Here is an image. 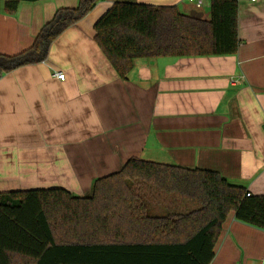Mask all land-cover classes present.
I'll list each match as a JSON object with an SVG mask.
<instances>
[{
    "label": "crops",
    "instance_id": "0c3cea01",
    "mask_svg": "<svg viewBox=\"0 0 264 264\" xmlns=\"http://www.w3.org/2000/svg\"><path fill=\"white\" fill-rule=\"evenodd\" d=\"M78 2H24L9 16L0 0V55L30 49L57 10ZM116 2L210 19V0L201 10L190 0H99L46 61L1 76L0 192L62 188L85 197L97 179L138 158L216 171L264 196V0L238 3L235 56L141 59L126 80L94 40L96 23ZM145 195L151 215L193 209L190 200L150 188ZM211 264H264V230L230 215Z\"/></svg>",
    "mask_w": 264,
    "mask_h": 264
},
{
    "label": "trees",
    "instance_id": "16d2710c",
    "mask_svg": "<svg viewBox=\"0 0 264 264\" xmlns=\"http://www.w3.org/2000/svg\"><path fill=\"white\" fill-rule=\"evenodd\" d=\"M4 0L15 15L24 2ZM99 0L57 10L32 47L0 55V77L48 59L52 44ZM210 19L176 6L116 2L95 25V42L121 79L135 62L163 57L235 56L239 4L210 0ZM193 203L190 211L151 215L145 190ZM220 173L130 159L81 197L62 188L0 192V264H211L230 215L264 230V196H248Z\"/></svg>",
    "mask_w": 264,
    "mask_h": 264
},
{
    "label": "built area",
    "instance_id": "2783aa9c",
    "mask_svg": "<svg viewBox=\"0 0 264 264\" xmlns=\"http://www.w3.org/2000/svg\"><path fill=\"white\" fill-rule=\"evenodd\" d=\"M190 1L193 2L196 5V7L200 10L204 8L206 3V0H190ZM235 1L239 3L241 0H235ZM248 1L256 2L257 0H248ZM54 76L62 81L66 79V75L63 72H57L55 73ZM248 196H251V194L249 193Z\"/></svg>",
    "mask_w": 264,
    "mask_h": 264
},
{
    "label": "rangeland",
    "instance_id": "374dc122",
    "mask_svg": "<svg viewBox=\"0 0 264 264\" xmlns=\"http://www.w3.org/2000/svg\"><path fill=\"white\" fill-rule=\"evenodd\" d=\"M206 12L209 14L208 11H206ZM206 12H205V14H207ZM187 210L190 211V210H192V208H187V207L181 208V211H187Z\"/></svg>",
    "mask_w": 264,
    "mask_h": 264
},
{
    "label": "water",
    "instance_id": "95a60500",
    "mask_svg": "<svg viewBox=\"0 0 264 264\" xmlns=\"http://www.w3.org/2000/svg\"><path fill=\"white\" fill-rule=\"evenodd\" d=\"M195 17H197V18H201V16H200V15H197V16H195Z\"/></svg>",
    "mask_w": 264,
    "mask_h": 264
}]
</instances>
